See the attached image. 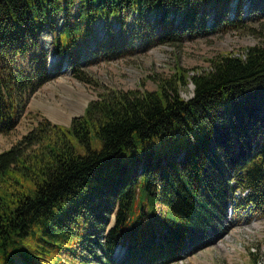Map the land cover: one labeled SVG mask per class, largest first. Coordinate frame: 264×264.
Wrapping results in <instances>:
<instances>
[{
	"label": "trees",
	"instance_id": "obj_1",
	"mask_svg": "<svg viewBox=\"0 0 264 264\" xmlns=\"http://www.w3.org/2000/svg\"><path fill=\"white\" fill-rule=\"evenodd\" d=\"M248 2L263 20L264 0ZM241 8L242 0H0V135L52 78L42 32L53 37L56 75L66 61L75 79L97 85L81 55L89 64L132 53L125 37L109 35L128 14L147 51L242 30ZM96 23L110 40L90 51ZM209 62L192 74L176 66L155 91L103 88L68 126L35 114L0 152V264H108L126 244L125 264L137 253L168 264L220 236L229 207L264 209V46ZM187 84L193 96L184 100Z\"/></svg>",
	"mask_w": 264,
	"mask_h": 264
},
{
	"label": "rangeland",
	"instance_id": "obj_2",
	"mask_svg": "<svg viewBox=\"0 0 264 264\" xmlns=\"http://www.w3.org/2000/svg\"><path fill=\"white\" fill-rule=\"evenodd\" d=\"M76 9L77 6H73L71 14L75 15ZM241 9V17L246 18V25L242 30L207 35L196 33L180 44L159 45L147 51L143 49L139 30L136 28V16L128 14L125 28H120L117 32L111 28L109 35L118 38L119 44L122 37H125L132 53L114 60L93 58L89 64H86V58L90 53L84 52L81 55L83 70L89 75L91 82H97V85L85 84L75 79L66 61L61 64L59 75H56L54 69L59 61L57 58L55 62L52 61L55 56L52 52L53 37L49 31L42 32L39 43L48 52L50 68L53 66L52 78L29 98L26 111L14 131L7 135H0V152L9 149L35 125L34 119L37 116L35 114L53 124L68 126L73 117L83 114L88 102L97 99L103 88L121 91H155L157 82L171 77L176 66L192 74L193 70L209 69V60L218 55H236L246 47L264 46V19L257 20L255 16L249 14L248 0H242ZM234 12L231 6L228 18L231 19ZM211 16L209 12L207 25ZM63 17V13L55 17L57 27L62 25ZM152 20L151 17L150 21ZM111 25L112 22L110 27ZM102 28L101 23L92 26L93 34L88 43L90 51L96 45V41L108 39L109 36L104 35ZM180 96L184 100L190 99L193 96V85L187 84L182 87ZM238 194L240 192L236 193ZM263 210V208H255L252 204L240 208L229 207L225 230L220 236L214 238L207 247L182 255L168 264H264ZM126 246L127 244L124 247L119 246L108 264H125L128 256L131 257ZM80 251L87 257L84 249ZM89 263L102 264L96 260H91ZM130 264L150 263L137 253L132 257Z\"/></svg>",
	"mask_w": 264,
	"mask_h": 264
},
{
	"label": "water",
	"instance_id": "obj_3",
	"mask_svg": "<svg viewBox=\"0 0 264 264\" xmlns=\"http://www.w3.org/2000/svg\"><path fill=\"white\" fill-rule=\"evenodd\" d=\"M53 63V62H52Z\"/></svg>",
	"mask_w": 264,
	"mask_h": 264
}]
</instances>
